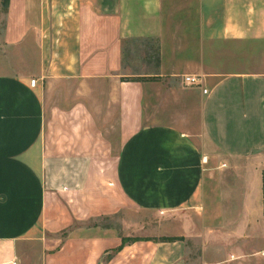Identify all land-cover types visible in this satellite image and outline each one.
Masks as SVG:
<instances>
[{"label": "crops", "instance_id": "crops-1", "mask_svg": "<svg viewBox=\"0 0 264 264\" xmlns=\"http://www.w3.org/2000/svg\"><path fill=\"white\" fill-rule=\"evenodd\" d=\"M4 17L21 66L0 74V264H239L218 220L261 195L264 0H8ZM128 208L182 238L90 223Z\"/></svg>", "mask_w": 264, "mask_h": 264}, {"label": "rangeland", "instance_id": "rangeland-1", "mask_svg": "<svg viewBox=\"0 0 264 264\" xmlns=\"http://www.w3.org/2000/svg\"><path fill=\"white\" fill-rule=\"evenodd\" d=\"M4 5L0 3V74H7L13 72L15 69L21 66L20 52L14 46L6 45L4 40V26H5V17H4ZM136 45V44H135ZM141 45V44H140ZM155 52V50H154ZM157 60V59H156ZM158 62V61H157ZM29 66L32 65L30 62L26 63ZM28 65H23L24 67ZM33 66V65H32ZM130 68L131 65H130ZM125 78L134 77L132 69L125 72ZM155 78V77H154ZM163 111V110H162ZM149 122H155L151 119ZM164 122V121H156ZM183 123V127L190 131L196 132L199 130V119L197 113L195 112L189 120L179 121ZM224 160V159H223ZM225 162V161H224ZM247 163V161H244ZM232 179V178H230ZM244 184V183H243ZM241 182L239 183L238 191L242 187ZM263 184V183H262ZM261 184L260 188V198H253L252 201H247L245 199L239 198L241 195H237V198H233L229 201H223L225 205L233 207L229 212L228 216H221L218 220V228H222L223 234L219 233L221 241H230V246L237 247V258L239 264H264V187ZM245 185V184H244ZM254 193L256 192V182H253L252 185ZM249 204L252 202L255 213L251 217H246L244 215L238 214L245 206V203ZM240 209V210H239ZM158 215H162V211H157ZM233 213V214H232ZM237 213V214H236ZM248 220H250L248 222ZM91 224L97 223L100 225L108 226L110 229H113L119 235H148L159 238L160 236L167 235L168 233L164 230V226L159 222V217H155V212L137 210L134 208L123 209L116 215L108 217H99L92 219ZM223 224V225H222ZM252 225V231L250 233L251 238H245L244 227L245 225ZM145 225V226H144ZM228 229L225 231L224 229ZM229 235V238L226 234ZM67 232L62 234L66 236ZM195 237L190 238L186 241L190 246V254L192 257L197 258L198 246L200 236L197 237V233L194 232ZM223 235V236H221ZM227 238V240H226ZM247 239V242L245 241ZM246 242V243H245ZM227 242H225L226 244ZM231 250V249H230ZM245 252V253H244ZM234 254V253H231ZM235 255V254H234ZM234 255H230L231 259H234ZM232 264V263H231Z\"/></svg>", "mask_w": 264, "mask_h": 264}, {"label": "trees", "instance_id": "trees-1", "mask_svg": "<svg viewBox=\"0 0 264 264\" xmlns=\"http://www.w3.org/2000/svg\"><path fill=\"white\" fill-rule=\"evenodd\" d=\"M8 0H3V5L6 10L7 8ZM158 59V56H157ZM145 79V77H129L125 78V80H142ZM263 187H264V171H263ZM182 238L181 236H175V235H163L159 238L153 237V236H122V243H131L137 240H154V241H175Z\"/></svg>", "mask_w": 264, "mask_h": 264}, {"label": "built area", "instance_id": "built-area-1", "mask_svg": "<svg viewBox=\"0 0 264 264\" xmlns=\"http://www.w3.org/2000/svg\"><path fill=\"white\" fill-rule=\"evenodd\" d=\"M36 79L31 80V84L35 85ZM202 76L201 75H193V74H186L183 76V83L186 85H201L202 84ZM203 91L206 92L207 89L203 88ZM205 160L207 157L205 156Z\"/></svg>", "mask_w": 264, "mask_h": 264}]
</instances>
